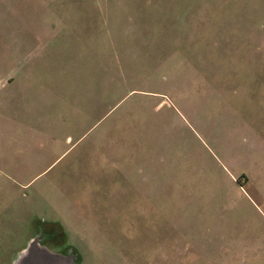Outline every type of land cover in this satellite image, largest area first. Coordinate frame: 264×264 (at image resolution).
I'll use <instances>...</instances> for the list:
<instances>
[{
    "label": "rangeland",
    "instance_id": "obj_1",
    "mask_svg": "<svg viewBox=\"0 0 264 264\" xmlns=\"http://www.w3.org/2000/svg\"><path fill=\"white\" fill-rule=\"evenodd\" d=\"M0 264H264V0H0Z\"/></svg>",
    "mask_w": 264,
    "mask_h": 264
},
{
    "label": "water",
    "instance_id": "obj_2",
    "mask_svg": "<svg viewBox=\"0 0 264 264\" xmlns=\"http://www.w3.org/2000/svg\"><path fill=\"white\" fill-rule=\"evenodd\" d=\"M73 254L53 252L45 245H40L38 239L31 240L26 248L15 258L13 264H74Z\"/></svg>",
    "mask_w": 264,
    "mask_h": 264
},
{
    "label": "crops",
    "instance_id": "obj_3",
    "mask_svg": "<svg viewBox=\"0 0 264 264\" xmlns=\"http://www.w3.org/2000/svg\"><path fill=\"white\" fill-rule=\"evenodd\" d=\"M6 92L9 93H5L2 95V97H0V110L2 109H6L7 107L12 106V101L11 98L12 96H14L15 93H12L9 89V91L7 90Z\"/></svg>",
    "mask_w": 264,
    "mask_h": 264
}]
</instances>
